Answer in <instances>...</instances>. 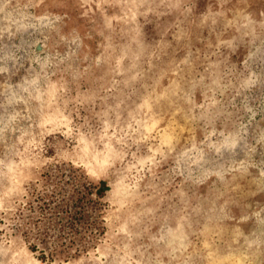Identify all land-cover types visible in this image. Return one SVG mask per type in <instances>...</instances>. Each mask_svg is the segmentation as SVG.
I'll use <instances>...</instances> for the list:
<instances>
[{"label": "rangeland", "instance_id": "rangeland-1", "mask_svg": "<svg viewBox=\"0 0 264 264\" xmlns=\"http://www.w3.org/2000/svg\"><path fill=\"white\" fill-rule=\"evenodd\" d=\"M0 264H264V0H0Z\"/></svg>", "mask_w": 264, "mask_h": 264}]
</instances>
